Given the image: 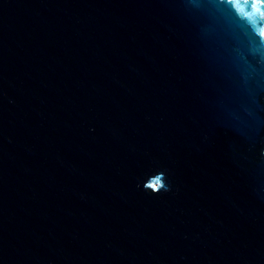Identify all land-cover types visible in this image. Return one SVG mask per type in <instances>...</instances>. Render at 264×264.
<instances>
[{"label":"water","instance_id":"water-1","mask_svg":"<svg viewBox=\"0 0 264 264\" xmlns=\"http://www.w3.org/2000/svg\"><path fill=\"white\" fill-rule=\"evenodd\" d=\"M262 33L264 0H0V264H264Z\"/></svg>","mask_w":264,"mask_h":264},{"label":"clouds","instance_id":"clouds-1","mask_svg":"<svg viewBox=\"0 0 264 264\" xmlns=\"http://www.w3.org/2000/svg\"><path fill=\"white\" fill-rule=\"evenodd\" d=\"M144 189H145L146 191H148L145 187H144ZM166 190H170V186L167 185L166 182H165V185H164V187H163V191H166Z\"/></svg>","mask_w":264,"mask_h":264},{"label":"snow or ice","instance_id":"snow-or-ice-1","mask_svg":"<svg viewBox=\"0 0 264 264\" xmlns=\"http://www.w3.org/2000/svg\"><path fill=\"white\" fill-rule=\"evenodd\" d=\"M253 7H255V5H253ZM258 10V9H257ZM262 35H264V33H262Z\"/></svg>","mask_w":264,"mask_h":264}]
</instances>
